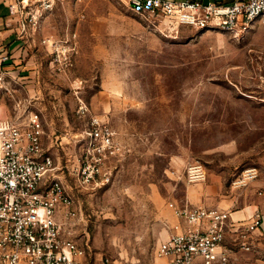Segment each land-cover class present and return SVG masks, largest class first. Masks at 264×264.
Instances as JSON below:
<instances>
[{"label": "rangeland", "instance_id": "obj_1", "mask_svg": "<svg viewBox=\"0 0 264 264\" xmlns=\"http://www.w3.org/2000/svg\"><path fill=\"white\" fill-rule=\"evenodd\" d=\"M42 26L49 60L31 111L78 140L76 164L92 117L124 147L111 182L96 189L69 174L71 158L59 151L52 177L77 199V217L62 221L85 249L80 264H163L157 247L178 224L159 213L176 215L171 203L187 200L190 162L207 169L200 184L213 180L227 195L240 190L233 182L244 168L264 177V22L165 29L116 0H56ZM28 111L17 104L13 117Z\"/></svg>", "mask_w": 264, "mask_h": 264}, {"label": "built area", "instance_id": "obj_2", "mask_svg": "<svg viewBox=\"0 0 264 264\" xmlns=\"http://www.w3.org/2000/svg\"><path fill=\"white\" fill-rule=\"evenodd\" d=\"M139 17H149L165 29L188 26L200 30L235 32L256 21L264 22V0H116ZM18 22L20 38L37 32L56 0H6ZM51 40L44 39L43 43ZM53 45L54 42H51ZM9 55L4 56L8 60ZM4 83V72L0 75ZM43 123L38 112L28 111L0 119V264H80L85 249L64 231L62 218L77 217L75 200L66 186L52 177L54 159L42 148ZM84 151L78 164L69 160L71 176L85 189L109 184L111 160L124 152L117 133L100 118L92 117L82 134ZM257 166L244 168L235 178L236 188H247L260 178ZM190 184L208 177L200 161L186 166ZM264 196V188L257 191ZM186 228L161 241L156 254L164 264H237L224 246L226 228L240 235L241 248L255 250L251 232L262 229L264 209L259 208L246 225L230 223V210L171 203ZM62 214V218L58 215ZM250 264H264L250 263Z\"/></svg>", "mask_w": 264, "mask_h": 264}, {"label": "crops", "instance_id": "obj_3", "mask_svg": "<svg viewBox=\"0 0 264 264\" xmlns=\"http://www.w3.org/2000/svg\"><path fill=\"white\" fill-rule=\"evenodd\" d=\"M43 26L41 25V28L33 34L30 32V36L20 38L18 22L11 17L6 0H0V75L4 72L5 76L4 83L0 81V119L13 118L17 104L20 105L21 112L34 110V107L38 105V99H34L33 94L41 93L42 73L47 69L45 64L49 60V54L42 52L40 45L47 30ZM36 46L40 48L37 49ZM6 55H9L8 60H4ZM13 96L16 98V105ZM40 116L43 123L42 148L46 154L53 157L56 176L60 167L59 151L70 156L69 160L76 163L74 154L77 152L78 140L71 133L58 134L54 121L44 112ZM261 178L249 187L240 189L237 194L233 192L231 195H227L226 188L213 180L205 184H191L187 189V200L175 204L178 206L205 204L207 207L230 210L231 225H246L253 220L259 208L264 209V196L257 194L260 188H264V177L261 176ZM64 184L75 200L76 209L79 210L74 193L68 184L65 182ZM58 217L62 218V214ZM159 217L168 218L171 224H178L180 230L187 226L183 219L164 209L160 211ZM176 231L175 229L174 232ZM250 239L255 245V250L247 252L241 248L239 233L235 232L231 226L226 228L223 244L233 262L237 264L263 262L264 233L262 229L251 232Z\"/></svg>", "mask_w": 264, "mask_h": 264}]
</instances>
